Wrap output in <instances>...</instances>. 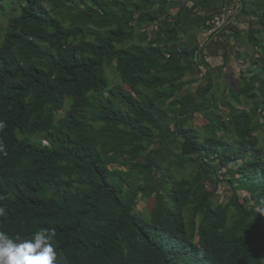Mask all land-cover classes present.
I'll list each match as a JSON object with an SVG mask.
<instances>
[{
    "label": "trees",
    "instance_id": "16d2710c",
    "mask_svg": "<svg viewBox=\"0 0 264 264\" xmlns=\"http://www.w3.org/2000/svg\"><path fill=\"white\" fill-rule=\"evenodd\" d=\"M11 1L19 12L2 25L0 0V232L54 230L56 264H264V0H239L262 27L231 36L260 56L228 86L206 60L217 41L197 40L221 0ZM201 66L206 85L184 90Z\"/></svg>",
    "mask_w": 264,
    "mask_h": 264
},
{
    "label": "rangeland",
    "instance_id": "374dc122",
    "mask_svg": "<svg viewBox=\"0 0 264 264\" xmlns=\"http://www.w3.org/2000/svg\"><path fill=\"white\" fill-rule=\"evenodd\" d=\"M187 1L188 5L190 6L192 4L191 1ZM248 7H253L254 4L259 3V0H246ZM234 8V11L236 12L235 20L232 23H229L226 25V27L217 34L213 40H216L217 42L213 44V49L217 50V54L214 56H210L209 52H206V60L210 63L212 67H214L215 74L219 75V81L221 85L225 84L228 86L229 83H233L234 85L237 83V79L239 76L244 75H250L251 72L247 69V66L252 63L253 59H258L260 56V50L257 47L250 46L244 38L242 39H234L231 35L233 31L239 30L241 35H245L246 31L248 30L249 24L253 28H261V23L257 20V13L259 10H256L254 13H246L243 12L241 9V2L239 0H232L230 2ZM20 4L18 1H11L8 0V4L6 6V9L4 11L3 17H2V25L5 24V21L8 19L10 14H17L18 8ZM199 11V10H198ZM202 10L200 9L199 14H202ZM232 24L230 27L229 25ZM209 22H207L203 27H201L200 31L197 34V40L204 44L206 41V37L208 36L207 29L209 28ZM154 28V25L150 26L148 28V31ZM227 52V61L225 65L223 66L222 70H219L217 67L223 64V58H222V52ZM252 55L248 56L246 60H243L241 55ZM205 68L201 66V73L194 74V77L197 78L196 81L190 82L189 84H186L184 86V90H189L192 92H200V87H204L206 85L207 75L205 74ZM106 74L109 77L111 83H114L117 81V75L114 71L113 64H108L106 67ZM191 74L189 73L186 78H191ZM225 99L230 100V98L227 96V89L225 90ZM231 103H233V100H230ZM241 103L239 102V106ZM244 107H247V105H244ZM221 112L226 115L228 114V108L225 106H221ZM206 122V118L201 113H196L191 120V125L194 126L196 129H201L202 125ZM196 164H186L183 168V174L186 177H191L195 171H196ZM223 171V170H222ZM221 172V171H220ZM219 174V173H218ZM215 184L213 181H207V187L209 189H213ZM233 192V189L224 182L219 183L216 186L215 193H214V199L217 203H225L231 193ZM238 195H244V191H238ZM153 199H150L149 201L140 200L138 202L137 208H143L144 206H150Z\"/></svg>",
    "mask_w": 264,
    "mask_h": 264
},
{
    "label": "clouds",
    "instance_id": "9594fccd",
    "mask_svg": "<svg viewBox=\"0 0 264 264\" xmlns=\"http://www.w3.org/2000/svg\"><path fill=\"white\" fill-rule=\"evenodd\" d=\"M4 147L0 142V152ZM6 214V208L0 206V216ZM53 235L54 230L41 229L31 239L17 241L0 232V264H56L57 252L51 243Z\"/></svg>",
    "mask_w": 264,
    "mask_h": 264
},
{
    "label": "built area",
    "instance_id": "2783aa9c",
    "mask_svg": "<svg viewBox=\"0 0 264 264\" xmlns=\"http://www.w3.org/2000/svg\"><path fill=\"white\" fill-rule=\"evenodd\" d=\"M231 1L232 0H221L222 4L220 5L217 13H215L211 19H208L210 25L207 29L208 36L206 37V40L213 39L226 27V25L235 20L236 12L230 3Z\"/></svg>",
    "mask_w": 264,
    "mask_h": 264
}]
</instances>
